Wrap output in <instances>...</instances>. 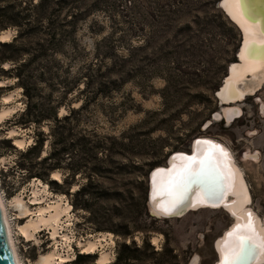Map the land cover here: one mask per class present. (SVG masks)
Segmentation results:
<instances>
[{"label":"rangeland","instance_id":"obj_1","mask_svg":"<svg viewBox=\"0 0 264 264\" xmlns=\"http://www.w3.org/2000/svg\"><path fill=\"white\" fill-rule=\"evenodd\" d=\"M219 1L69 0L66 18L72 21L73 29L53 58L61 76H78L88 63L101 61L99 72L110 74L109 79L116 78L113 85L106 84L108 87H104L105 91L95 101L74 115L75 130L94 128L99 135L117 139L123 136L130 141L129 156L113 154L105 160L102 158L99 189L136 192L139 188L145 196L151 167L163 165L173 150L188 151L193 137L208 136L232 151L247 183L249 205L264 223V85L239 102L241 115L229 125L221 120L204 124L213 111L219 110L214 91L226 75L228 65L234 62L240 38L236 26L216 7ZM78 13L81 15L77 16ZM3 31H7L3 40H9L14 34L11 28ZM112 61L114 71H109L106 68ZM45 63V60L38 62L34 70ZM8 65L2 64L3 68ZM101 78L108 80L106 76ZM49 91L52 95L58 94L55 88L44 84L42 92ZM78 104L76 101L70 105ZM24 105L25 99L20 89L13 86V78L0 73V110L9 109L0 119V195L21 264H38L41 254H48L56 245L58 252L68 256L67 260L75 253H88L95 254L96 261L99 250L109 251L113 260L120 242L133 240L139 245L146 236L156 252L165 243L172 248L177 254V264H186L194 254L195 264L212 263V240L229 222L221 209H197L165 219L142 218V231L133 230L129 237L121 236L111 229L121 230L120 222L130 225L135 217L132 209L113 211L109 216L98 213L89 218L87 212L73 210L69 196L53 190L46 181L24 178L17 168L18 150L32 143L34 128L12 122ZM261 105L263 111H260ZM66 111V107L60 106L57 115ZM38 129L46 133L47 124H41ZM14 138L23 139V144L14 146ZM45 143L41 155L46 152ZM247 152L257 153L258 158H244ZM148 162L154 164L146 166ZM123 164L127 167L119 169ZM55 172L56 180H61V171ZM51 179L49 174L47 180ZM77 184L73 182L71 190ZM34 188L39 198L35 203L31 200ZM16 196L23 198L22 204L11 203ZM56 200H61L62 205L69 204L70 209L67 219L61 217L62 227L55 241L44 226L35 229L33 236L26 240L19 227L34 219L39 207ZM98 204L101 212L106 213L112 201L103 198ZM24 207L29 209L28 213H23ZM103 233L102 245L96 251H82L79 243L101 239ZM64 234L67 239L62 238Z\"/></svg>","mask_w":264,"mask_h":264},{"label":"trees","instance_id":"obj_2","mask_svg":"<svg viewBox=\"0 0 264 264\" xmlns=\"http://www.w3.org/2000/svg\"><path fill=\"white\" fill-rule=\"evenodd\" d=\"M68 3L69 0H0V33L6 28L14 30L9 40H0V73L13 78V86L20 89L25 99L23 110L14 116L12 122L34 128L32 143L18 150L20 160L17 168L24 178H39L53 190L69 196L71 208L87 212L89 218L98 213L99 216H109L113 211L132 209L135 217L129 222L131 226L120 222L121 230L111 229L113 233L129 237L133 230L142 231V218L152 217L146 211L143 191L139 188L136 192L127 189L113 192L101 190L99 175L102 158L105 160L113 154L124 157L131 154L128 147L130 141L123 136L117 139L99 135L94 128L75 130L74 118L77 112L105 91L107 83L113 85L116 78L109 79L110 74L99 72L101 61L88 63L80 75L72 78L61 76L56 70L58 63L54 61L53 54L73 29L72 21L66 18ZM42 60L46 63L34 70L33 67ZM4 63L9 65L3 68ZM114 65L112 61L106 69L114 71ZM101 76H106L108 80ZM44 84L55 88L58 94L52 95V91L44 94ZM76 101H79L76 107L70 105ZM60 106L66 107L67 111L58 116ZM43 123L47 124L46 133L38 129ZM44 143L46 152L41 155ZM114 145L116 148H113ZM151 164L154 163H145L146 166ZM126 167L123 164L119 169ZM56 170L61 171V180H47L48 175ZM73 182L78 184L71 190ZM103 198L112 201L111 209L106 213L101 212L98 204V200ZM94 255L75 253L73 258L61 264H94ZM156 255L161 256L158 258ZM133 263L177 264L178 260L177 254L166 243L159 252L153 250L146 236L139 245L133 240L120 242L113 260L107 264Z\"/></svg>","mask_w":264,"mask_h":264},{"label":"bare ground","instance_id":"obj_3","mask_svg":"<svg viewBox=\"0 0 264 264\" xmlns=\"http://www.w3.org/2000/svg\"><path fill=\"white\" fill-rule=\"evenodd\" d=\"M220 1L218 3L223 11L221 9L220 10L224 12V15L228 18V20L236 26L241 36V42L239 44V47L236 49L235 60L228 65L226 75L223 77L220 86L215 92V97L218 100L219 110L215 114H213V120L225 121L226 125H229L235 118L241 115L242 110L239 103L237 102H241L245 100L246 97L254 95L256 91L261 89L264 85V52H258L254 57H249L246 53V48L249 43L254 44L258 49L262 44H264V35L261 34L262 29H264V21L256 12L252 0ZM261 8H264V2L261 3ZM6 32L0 34V40H3L7 37H5ZM4 99L6 100L8 98ZM8 111L9 109H1L0 119L2 117H5L4 115ZM260 111H263V105H261ZM211 139L213 141L219 142L216 139ZM22 140L14 138V146L20 147ZM211 143L215 145L214 142ZM219 143L220 144L217 145L219 148L226 149L228 159L225 160V162L228 164V166H230L231 170H233L230 172V182L228 183V188L226 190V193H229L230 197H227L226 202L223 206V209L228 211L231 216L230 220L232 222L230 224L231 226L234 225L235 228L238 225L241 226V233H245L243 230V226L248 223L250 214L252 220L254 221L256 232L264 233V223L249 205V203H251V196L249 195L247 183L242 173L243 171L236 163L230 148L222 142ZM194 147L195 144L193 143L191 145V148L194 149ZM245 157L256 160L258 158V155L257 153L251 154L247 152L244 154V158ZM56 175H58L57 172L52 173L51 178L56 179ZM43 186L45 187V185ZM37 193L38 192L34 188L32 192L33 196L31 199L33 203L39 201ZM193 198L194 200L196 199L195 194ZM22 199L23 198H21L20 196H16L12 199L11 203L20 205L23 203ZM60 201H52L51 204L39 207L36 211V217L34 219L28 220L23 226L19 227L20 232L23 234L26 240H29L33 236L32 232L35 231V229L44 226L49 230L51 238L55 241V238L59 233L58 230L62 227L61 217L65 216V218L67 219L69 217L68 211L70 209L69 204L65 203L66 205L64 204V206ZM5 207L2 196L0 195V212L6 229L7 241L15 263L21 264L15 250L13 242L14 240L11 236V227L5 211ZM203 208L211 209L207 207H201L199 209ZM22 210L24 214L29 212V209L27 207H24V209ZM150 210L152 212H156L152 206H150ZM67 237L68 236L66 234L62 235L63 239H67ZM100 237L101 239L87 240L84 244L79 243V245L83 247L82 251L93 252L98 245H102L104 233ZM221 241H215V244L213 245L218 257L220 255V250L226 248V246H229L232 243L229 238H227L226 240L222 239ZM67 258L68 256L58 252L56 245L55 248L48 254H41L40 258H38L39 260L37 261L39 262L38 264H53L55 263V261L58 263L63 262L67 260ZM111 261L112 255L109 251L99 250L97 259L94 264H107ZM253 263L264 264V253H261L259 251Z\"/></svg>","mask_w":264,"mask_h":264},{"label":"water","instance_id":"obj_4","mask_svg":"<svg viewBox=\"0 0 264 264\" xmlns=\"http://www.w3.org/2000/svg\"><path fill=\"white\" fill-rule=\"evenodd\" d=\"M256 12L260 15L261 19L264 21V8H261V3L264 0H252ZM216 7L221 9L219 3H216ZM223 11V10H222ZM224 13V12H223ZM241 42V36L236 45V49L239 47ZM236 49L234 56L236 57ZM224 76V75H223ZM222 81V79H221ZM220 81V82H221ZM219 86V85H218ZM217 86V88H218ZM214 91V95H215ZM219 106V105H218ZM217 111H213L210 115V119L204 122L205 125L209 124L213 120V114ZM219 145V142L213 141L208 136L198 135L191 139L189 144V150H173L168 153L165 163L163 165H155L148 170L147 182H146V193H145V206L147 213L156 218H173L180 217L188 211L197 210L201 207H207L211 209H221L227 215L229 222L225 228L214 237L212 240V251L214 253V260L211 264H224V249L220 250V255L218 257L217 252L214 248L215 241L226 240L228 233L235 229V226H231L230 219L231 216L223 209L227 197H230L229 193H226L228 188V183L230 182V166L225 162L227 158L219 156L212 146ZM195 144L194 149L191 148L192 144ZM218 147V146H217ZM219 148V147H218ZM221 149V148H219ZM227 152L226 149H222ZM204 152L206 155L211 154V159L208 161L207 168L201 170L194 181H189L187 185V190L184 191L183 195L180 197V202L177 204L172 203V197L167 195L168 187L167 180L168 175L173 169H177L183 163L180 159L181 157H194L196 158L197 164L203 159L200 155ZM211 177V179H210ZM158 181V183H157ZM227 181V182H225ZM196 196L194 200L193 196ZM150 206L154 208L156 212L150 210ZM245 234V233H241ZM223 237V238H222ZM221 239V240H220ZM223 242V241H221ZM259 250L252 248L251 252H244L241 254V258L233 261L232 264H254ZM195 256V257H194ZM216 258V259H215ZM197 256L194 254L189 257L186 264H195ZM0 264H16L13 258L11 249L9 247L6 229L4 222L2 220V215L0 212Z\"/></svg>","mask_w":264,"mask_h":264},{"label":"snow or ice","instance_id":"obj_5","mask_svg":"<svg viewBox=\"0 0 264 264\" xmlns=\"http://www.w3.org/2000/svg\"><path fill=\"white\" fill-rule=\"evenodd\" d=\"M261 34L264 35V29ZM258 52H264V44L259 49L252 43H249L246 48V53L249 57H254ZM219 153L220 157L227 158V153L217 146H212ZM200 155L203 157L197 164L196 158L194 157H181L183 163L179 168L173 169L167 180V195L172 197V203L175 205L180 202V197L184 191L187 190L189 181H194L198 173L207 168L208 161L211 159V154H205L201 152ZM211 179V177H210ZM243 230L247 234H241V226H237L232 232L228 233V237L231 240V244L226 246L224 249V264H232L241 258V254L244 252H251L252 248L258 249L261 253H264V233H257L254 225V221L249 214V220L246 225L243 226Z\"/></svg>","mask_w":264,"mask_h":264},{"label":"flooded vegetation","instance_id":"obj_6","mask_svg":"<svg viewBox=\"0 0 264 264\" xmlns=\"http://www.w3.org/2000/svg\"><path fill=\"white\" fill-rule=\"evenodd\" d=\"M234 25V24H233ZM235 26V25H234ZM239 35H240V33H239ZM234 60H235V56H234ZM227 72V71H226ZM216 98V97H215ZM217 100V99H216ZM237 103H239V102H237ZM217 104H218V101H217ZM260 109V108H259Z\"/></svg>","mask_w":264,"mask_h":264}]
</instances>
